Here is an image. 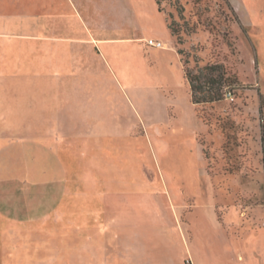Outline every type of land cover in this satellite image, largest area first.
Returning <instances> with one entry per match:
<instances>
[{"label":"rangeland","instance_id":"1","mask_svg":"<svg viewBox=\"0 0 264 264\" xmlns=\"http://www.w3.org/2000/svg\"><path fill=\"white\" fill-rule=\"evenodd\" d=\"M160 8L179 44L165 16L150 17L161 49L144 59L132 44L109 69L68 71L61 113L40 105L33 118L25 102L23 133H0L24 157L45 143L65 173L46 183L49 166L5 153L0 207L36 217L0 213V264H264V0ZM214 63L232 100L193 105L184 72ZM46 126L62 132L29 131ZM51 193L61 202L46 209Z\"/></svg>","mask_w":264,"mask_h":264},{"label":"crops","instance_id":"2","mask_svg":"<svg viewBox=\"0 0 264 264\" xmlns=\"http://www.w3.org/2000/svg\"><path fill=\"white\" fill-rule=\"evenodd\" d=\"M156 15L164 16L157 10L155 0H0V133H23L17 118L24 117L21 113L25 102L31 103L33 118L41 110L40 105H43L42 111L61 113L67 100L63 87L71 85L68 71L97 70L101 65L109 69L111 59H117L118 54L128 57V53H133L135 48L129 47L132 44H137L136 51L139 50L145 59L146 50H149L145 41L161 42L144 32L151 26L150 17ZM89 75L77 74V84L86 86L90 82ZM3 119L10 126L8 129ZM45 128L29 131L62 132L51 126ZM0 142L3 144V140ZM40 145L46 147L45 143ZM4 147L0 148V163H6ZM18 153L20 157L22 152ZM47 172L51 176V170ZM48 173L44 172L45 178ZM46 183L44 188H49ZM51 198L56 195L45 196L42 205L46 209L53 205ZM0 213L17 214L18 220L36 217L35 210L23 207L15 209L1 205Z\"/></svg>","mask_w":264,"mask_h":264},{"label":"trees","instance_id":"3","mask_svg":"<svg viewBox=\"0 0 264 264\" xmlns=\"http://www.w3.org/2000/svg\"><path fill=\"white\" fill-rule=\"evenodd\" d=\"M155 2L157 5V10L160 13H163L165 16V13L160 8V0H155ZM165 18H166V16H165ZM166 20H167V27L169 29L170 34L177 41V37L175 36L174 30L170 26V22L168 21L167 18H166ZM177 44H179L178 41H177ZM146 46L149 48H154V47H150L148 45H146ZM154 49H161V48H154ZM178 55H182V50H178ZM183 63H184V65H186L187 61L184 60ZM184 79L187 82V85L189 87L190 101L193 105L216 103V102L220 101L223 97L225 99H229V98H227V94H230V92H226V88L230 85L228 82L229 79L226 76V72H225L223 66L220 64H217V63L207 64L204 67L197 69L196 71L185 70ZM197 94H200V96L198 97ZM230 96H231V94H230ZM231 100H232V97H231ZM3 151H4V155H5V153H11L10 156H12V157L17 156L18 158H21V159L26 158V160H24V162H26V163H25V165H23V166H26V168L30 167L28 165L35 166L36 161H39L40 163L41 162L44 163V165H42V166H49L47 171L55 168V170L53 172V176L58 177V179L61 178L62 181L64 180L65 173L61 169V165L59 164V161L55 160V159H57V156L52 155L50 152L48 153V151L44 148H41V147L36 148L35 147V149L33 150L32 157H30V156L27 157V154L29 152H26L25 157L23 155H21L19 157L18 150L14 149V151H13L12 147H10L8 145H6L4 147ZM263 152H264V150H263ZM37 154H39V157H37ZM41 156H43V158ZM37 158H41V160H37ZM4 161H5V159H4ZM47 162H49L50 164H45ZM40 163L36 166L37 169L39 170V172H40ZM56 166H59L58 170L56 169L57 168ZM46 177H48V178H45L47 180H50V178H51V176H49V174ZM47 186H49V184H47ZM60 188H61V186H60ZM57 198L61 202V193L58 194ZM57 198H54V200L55 199L57 200ZM55 202L56 201H54V203Z\"/></svg>","mask_w":264,"mask_h":264},{"label":"built area","instance_id":"4","mask_svg":"<svg viewBox=\"0 0 264 264\" xmlns=\"http://www.w3.org/2000/svg\"><path fill=\"white\" fill-rule=\"evenodd\" d=\"M146 45L150 46V47H154V48H162V43L160 41H156L153 39H147L145 41ZM227 98H229L231 100V96L230 94H227Z\"/></svg>","mask_w":264,"mask_h":264}]
</instances>
